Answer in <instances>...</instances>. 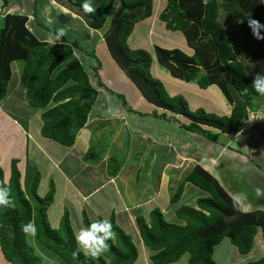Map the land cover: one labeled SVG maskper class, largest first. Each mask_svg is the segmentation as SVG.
Here are the masks:
<instances>
[{
  "label": "trees",
  "instance_id": "1",
  "mask_svg": "<svg viewBox=\"0 0 264 264\" xmlns=\"http://www.w3.org/2000/svg\"><path fill=\"white\" fill-rule=\"evenodd\" d=\"M0 1V9L10 3L9 0ZM56 2L68 7L88 27L102 30L106 49L122 73L147 101L170 113L158 115L154 112L157 117L177 121L175 116H183L189 122L181 123L182 129L216 145L221 136L246 129L250 112L259 107L257 102L260 103L262 96L252 87V80L257 73L264 74V40L252 36L247 17L252 15L264 23V0H166L165 8L158 14L166 29L181 31L193 50V54L188 55L176 48L155 45L159 64L168 69L172 77L186 83L195 82L199 88L215 84L231 105L229 115H217L202 107L192 109L181 94L170 96L150 72L152 57L149 51L128 45L134 24L151 15L153 0H91L97 9L94 13L83 10L84 0ZM0 18V101L7 94L10 65L21 61L19 81L25 88L27 103L42 110L41 136L64 146L72 145L98 95L85 65L67 41L50 44L36 36L27 26V14L5 13ZM92 52L97 63L90 67L93 77L98 87L106 89L97 72L100 59ZM229 88L234 90L236 97ZM118 96L126 103L122 95ZM17 161L11 160L7 182H4L0 166V186L10 189L14 201L12 207L0 208V252L8 263L42 264L24 241V226L29 222L35 224L39 244L63 264L135 262L138 253L133 238L116 223L113 214L108 219L116 238L108 241V250L98 257L78 248L67 210L58 227L53 228L47 219V209L54 198L55 186L51 183L47 194L39 197L40 175L31 170L29 183L22 188ZM108 169L111 176L117 173L119 167L115 160L109 161ZM186 182L200 188L205 195L198 197L193 206L182 205L175 209L181 225L168 223L157 207L149 211L148 222L144 215L136 216L143 244L151 250V264H171L184 253L188 254L187 264H216L212 258L215 245L228 239L238 253L246 254L259 230L264 242V209L241 210L217 178L200 164L194 165L176 187L170 203L177 202ZM82 219L85 227L94 222L85 210ZM248 264H264V255Z\"/></svg>",
  "mask_w": 264,
  "mask_h": 264
},
{
  "label": "rangeland",
  "instance_id": "2",
  "mask_svg": "<svg viewBox=\"0 0 264 264\" xmlns=\"http://www.w3.org/2000/svg\"><path fill=\"white\" fill-rule=\"evenodd\" d=\"M46 1L47 0H9L10 2L9 4L16 5L17 8L21 9L24 13L27 14V16H29V21L27 25L33 26L30 29L33 30V33L39 38L43 39L44 41L50 44L63 43L65 41L71 44L75 56L78 59H80V61H82V63L85 65V69L90 76L91 83L98 90L96 101L88 115V119L91 117L92 114L101 115V113L103 112V108L104 110L109 109L110 114H115L119 111H123V108L124 109L128 108V102L126 101V103L123 105L122 98L118 96L120 94L124 97L125 94L116 91H112V92L106 91L103 86L100 87L99 89L97 85V81L95 77H93V70H91L90 67L97 66V63L92 56L93 53L92 50L94 51L95 55L100 59L101 62V66H98V70L99 69L101 70V67H103L102 66L103 60L101 56L102 55L105 56L106 55L105 52L107 53L104 45L105 43L101 41L102 33H103L102 30L100 29L95 31L93 29H90L78 17L73 19V17L69 16L68 14L59 15L58 11L56 13L53 12L55 8L59 10L58 6L53 3L55 8L45 7ZM56 1L57 0H55V2ZM165 1L166 0H153L154 8L156 10L161 9L162 5L163 6L165 5ZM1 5L2 3H0V6ZM42 6H44V11L39 13L40 7ZM4 11H6V7L0 9V15L5 14ZM33 18L35 19V22ZM35 23L38 24L39 26H36ZM107 23L108 22L106 21L104 28L107 26ZM0 25H1V18H0ZM57 26H63L67 29L66 36L62 37L59 42L54 41L52 39V34L54 33V29ZM97 42L99 43V47H97L96 45ZM180 50L187 53L188 55L193 54V50L187 46L184 49H180ZM21 65H22L21 61H15L10 65L12 69V76L10 77V80L7 84V91L9 93L11 92L12 89L11 87H13L12 85H14L16 80L18 81V78L20 77ZM98 70L97 72L99 76H101ZM101 77L100 80L102 81ZM193 84L196 83L185 82V89H186L185 91H183V89L178 90L177 88L170 89L169 91H171L170 92L171 94H182L183 97L189 101L191 107H196L199 103L200 104L204 103L206 97L205 95L209 92L202 90L194 91V88L196 86H193ZM215 89H217V87H215ZM217 90H219L220 92L219 88ZM229 91L231 94H233L236 97V93L234 92V90H231L229 88ZM17 92L20 94V96L24 95L21 89L17 90ZM220 93L221 96L225 98L222 92ZM105 98L108 99L107 102L108 105L105 104ZM125 98L126 97H124V99ZM4 99H5L4 104L8 105L9 107L14 108L17 105L15 103L16 101L11 100L10 98L7 100L6 98ZM20 100L22 101L18 102L19 104L18 108L17 109L14 108L15 109L14 114L20 119L19 120L20 123L24 122V125L26 122L24 120H27L28 118L30 120V123H27L26 126H29L33 138L36 140H40L41 139L40 135L39 133L36 132L38 128L37 124L42 122L41 119L42 110L39 109V113H40L39 114L37 113L35 108L32 109L33 107H30V105H28L27 101H24L23 97ZM254 101L257 102V100ZM259 101L260 103L257 102L259 104V107L251 111L249 114V123L246 129L241 130L239 133L234 135L221 136L219 138L220 142L216 145H214L210 141H207L206 139H203L200 135L182 129L181 123L189 122L185 117L177 118L178 123H174L173 121L167 120L162 117H156L155 115H153L154 112L156 113L160 112L162 114L163 112L160 109L159 112L158 110L154 109L152 114L149 115L143 112L140 113L135 111L136 112L135 115L133 114V116L130 117V120H128L129 125L127 126V133H124L123 130L126 127L122 128V130H119L118 132L120 139L114 140V143H112L113 145H115V143L119 144L118 151L124 153H129L126 151L127 149L136 152L140 151L146 145L147 140L143 138L145 136L147 138L154 139V142L156 143L155 145H159V146L162 144L164 138L166 137L168 140H170L173 143V146L171 144H165L166 148H163L162 155L163 157L167 156V159L169 160L168 161L169 164L164 165L162 170L160 169L164 163L163 160L162 163L159 164V158H158L154 164L152 163V161H149L148 157L146 159H143L146 156V153L143 154L138 153V155L135 154L136 159L139 158L141 159V161L145 160L146 162L144 161L142 163L143 166L142 169L139 168L138 170V168L137 169L134 168L135 166H133L132 169H130L129 171L130 173L126 176L127 179L129 180L128 182L131 184H134L135 182L140 184L141 182L138 181H143L144 179L147 180L150 178V183H149L150 185L148 188L149 189H151L152 187L155 188L156 185L155 183L157 182V176L161 171L159 176L162 177L159 180V184H158L159 187L157 186L159 188V191L161 192L160 194L157 195V197L160 198L161 204H164V199L165 198L168 199L170 196L169 194L172 195L176 187L181 184L183 176L187 172L189 167H193L196 164H200L201 166L205 164V166L203 167L207 169L210 173H212L213 176L217 177L219 182L224 186L223 188L229 193L230 196L235 197L237 193L246 194V199L240 202L236 201L240 209L241 208L246 210H251L255 208L264 209V162L260 163V160L264 161V96H262L261 100L259 99ZM208 102L209 101H207V103ZM209 103H212L211 105H213V103L215 102H209ZM209 112H214V110H211ZM214 114L220 115L216 112H214ZM102 115H107V114H102ZM31 116L33 117L30 118ZM116 122L117 121H111V123L114 124H116ZM119 125L115 126L114 130L118 128ZM251 129L252 130L254 129V131H249ZM143 131L144 133L142 134ZM49 142L52 143V141ZM106 146H107L106 138L103 137L100 140V143L99 144L96 143L91 150H94L97 153L104 152ZM158 152H159L158 150H153L149 154V156L152 155L156 156V153ZM245 153L252 156V161L254 163L259 164L260 168L258 170L251 172V170L247 169L251 163L249 162L248 158L244 155ZM261 156L263 159L261 158ZM174 157L178 159V163L171 162L172 161L171 159L175 160ZM14 158L18 160L17 166L19 167V163H21L22 160L20 161V159L13 156V152H10V154L3 157V160L2 159L0 160L1 161L0 164L3 165L4 168L6 169V177L4 173V180H7L9 178L10 169H11L10 167L11 160ZM30 159L32 161H29L30 164L29 169H26L25 176H22V178L24 177L25 180L21 179L22 181L20 180L21 181L20 185L22 188L25 189L27 187V184L29 183L28 181L30 179V172L31 173L33 172L31 170H34V172L37 171L38 174L40 175L39 184L42 182L41 185L38 184L37 193L39 197H44L49 191L50 184L51 183L53 185L55 184L54 177L52 175V172L48 171L46 168L44 169V163L42 161L38 162L39 164L38 167L37 164L35 165V162L33 161V157H30ZM128 160L131 159L128 157L126 158V161ZM141 161L138 160L137 162L138 167L140 166ZM150 164L151 167L148 166ZM20 168L22 169V167ZM177 169L180 170L179 174L176 171ZM165 172L166 174H163ZM241 174L243 175V177L241 176ZM91 183H92V178L88 179V182L81 180L79 184L85 187V184L86 186H89ZM160 183H162L163 185H160ZM140 185H144V184L141 183ZM119 189L120 191L123 190V188L121 187H119ZM136 189H138L137 185H136ZM103 192L104 190L96 193V195H93L92 199H88L87 205L84 204V206L87 207H84L83 210H85L86 213H88L89 218L94 221L99 220L98 219L99 217L109 218L112 214L114 215L115 220L117 221V211H116L117 206L115 204H113V207L111 209L104 208L102 210L96 205V202H98V205L103 203L102 197L105 196ZM166 192H167V197L165 195ZM203 194L204 192L200 188H197L195 185H193L190 182H186L182 187V192L177 202L170 203L167 200V203H165L166 205H164L163 209H164V218L166 219V221L171 224L181 225L182 221L176 217L174 213L175 209L182 205L190 206L194 204L193 200L196 197L201 196ZM161 195H163L162 198ZM65 206L66 208H63V211L67 210L69 212L70 223L72 225L75 235L77 236L81 228H86L82 224L83 219H82L81 211L80 213H78L75 202L68 203L67 205L65 202ZM96 214H97V219H96ZM47 219L52 227H53L52 224H54L55 227L53 228H57V225L60 223L61 220L60 218H56L55 213L54 215L47 214ZM127 233L131 234L134 241V245L136 246L138 252V258L134 262V264H141L140 262H142L143 259L144 262L146 260V264H148L147 255L149 254V249L145 245L144 247L140 248L141 245L137 243L135 234L134 233L132 234L131 232H127ZM259 235L260 233L254 236V244L253 246H251V249L246 254V256L238 255L237 251H235L236 253L233 252L232 250L234 248V245L228 239H223L221 243L214 246L212 253L213 260L215 261L216 264H243V262L242 263L240 262V260L242 259L251 261L261 257L264 254V249L263 247H261L260 243L256 240L257 239L256 236ZM258 238L261 239V235ZM24 241L26 246L31 248L34 251V253L41 259L42 264H63V262L55 254H53L51 251H49L48 249H46L45 247L39 244V242L36 240V236H32L29 233H25ZM77 246L83 253L85 254L88 253V251L86 249L81 248L78 245V243ZM228 249L229 250L231 249V251L227 252ZM143 253L146 255L145 257H142ZM187 257L188 254L184 253L181 255L178 261L172 264H185ZM0 264H10L4 259L1 252H0Z\"/></svg>",
  "mask_w": 264,
  "mask_h": 264
},
{
  "label": "crops",
  "instance_id": "3",
  "mask_svg": "<svg viewBox=\"0 0 264 264\" xmlns=\"http://www.w3.org/2000/svg\"><path fill=\"white\" fill-rule=\"evenodd\" d=\"M0 3L2 2L0 1ZM53 3L58 6L59 10L55 8ZM165 6H166V1H165V5L164 6L162 5L161 9L159 10H156L153 5V11L151 12V15L134 24L133 30L131 34L129 35L127 42L131 48H143L149 51L152 57V64H151V69H150L151 74L154 77H156L158 80H160L164 88L166 89L167 93L170 96H173L176 94H171L170 93L171 91L169 90L173 88H177L178 90L183 89V91H185L186 90L185 82L172 77L168 69H166L165 67L159 64L155 51H154V46L159 45V47H162L165 49H175L176 48L179 50L184 49L186 46L187 47L189 46L187 44L184 34L181 31H178V30L172 31V30L166 29L164 22H161L160 19L158 18L159 12L163 11ZM5 7H6V11H4V13L26 14L21 9L17 8L16 5L9 4L8 6H5ZM45 7L55 8L53 12L56 13L58 11L59 15L68 14L69 16L73 17V19L78 17L79 19L82 20V22H84L82 18L74 14L68 7L58 4L57 2H55V0H47ZM42 11H44V6L40 7L39 13H41ZM28 21H29V16H28ZM34 22H35V19H34ZM36 26L38 25L36 24ZM28 27L30 29L33 26H28ZM101 41L103 40L101 39ZM96 45L97 47H99L98 42ZM105 54H106L105 56L103 55L101 56L103 60V65H102L103 67H101V70L100 69L98 70L102 76V77L99 76V78L100 77L102 78L101 82L105 86L106 91H111V92L116 91V92L125 94L124 97H126L125 101L128 102V108L126 109L123 108V111H119L117 113L114 112L115 114H110L109 109L104 110L103 108V112L101 113V115L92 114L89 119L87 118L88 120L86 121L85 125H83L78 130V132L76 133L74 142L70 146H64L52 139L42 137L40 134L42 122L37 124L38 128L36 132V133H39L41 139L36 140L31 135V130L29 129V126H26L27 123H30V120L28 118L27 120H24L26 121L24 125V122L20 123L19 121L20 119L14 114L15 112L14 108L17 109L19 105L18 102L22 101L20 99L23 97L24 101H27L26 96H25V88L21 86L20 81H19L20 77H19L18 81L16 80L15 84L12 85L13 87H11L12 88L11 92L9 93L7 91V94L5 96L6 100L10 98L11 100L16 101L15 103L17 105L14 108H12L4 104L5 99H2L0 101V160L1 159L3 160V157L10 154V152H13V156L20 159V161L22 160L21 163H19V167L17 166L21 173L22 180H25L24 177L22 178V176H25V171L26 169H29V166H30L29 161H32L30 157H33V161L35 162V165L36 164L38 165V167H39V164H38L39 161H42L44 163V169L46 168L48 171L52 172V175L55 180L54 181L55 182L54 184L55 194H54V198L50 206L47 209V214L54 215L55 213L56 218L61 219L65 211V210L63 211V208H66L65 202H66V205L68 203L75 202L78 213H80L81 211V215H82V211L84 207H87V206H84V204L87 205V200L92 199L93 195H96V193L104 190L103 193L105 194V196L102 197L103 203L98 205V202H96V205L102 210L104 208L111 209L113 207V204H115L117 206L116 223L122 229L126 230L127 232H131L132 234L134 233L137 243L140 244L141 245L140 248H142L144 247V244H143V240L140 236V232L136 224V216L144 214L146 215L144 217L148 222L150 221L149 211L151 210V208L153 209L155 207L159 208L164 214V209H163L164 205H166L165 203H167V200L168 202H170L171 194H169L170 196L168 199L166 198L164 199V204H161L160 198L157 197V195L160 194L161 192L159 191V188H158L159 180L162 177V176L161 177L159 176L161 171L159 172V175L157 176V182L155 183L156 184L155 188L152 187L151 189L148 188L150 185L149 177H148L149 179L147 180L144 179L143 181H138L144 184L145 185L144 186V185H140L141 183L140 184L136 182L134 184L129 183L128 182L129 180L127 179L126 176L130 173L129 171L130 169H132L133 166H135L134 168L136 169L138 168V170L139 168L142 169L143 167L142 163L145 160L141 161V159L139 158L136 159L135 154L138 155V153L140 154L146 153V156L143 159H146L148 157L149 161H152V163L154 164L158 158H159V164H161L163 160L164 163L160 169L162 170L164 165L169 164L168 163L169 160L167 159V156L163 157L162 155L163 148H166L165 144H171L173 146V143L165 137L164 141L159 146V145H155L156 143L154 142V139H150L145 136L143 137L147 140L145 147L138 152L130 151L129 149H127L126 151L129 153L118 151L119 144L115 143V145H113L112 143H114V140L120 139L118 135L119 130H122V128L126 127L123 130H124V133H127V126L129 125L128 120H130V117H132L133 114L135 115L136 113L135 111L140 112V113L143 112L148 115L152 114L154 109L158 110V112H159V109L162 112H167V111L161 108H158L156 107V105L147 101L141 95V93L135 87V85L122 73V71L116 65V63L114 62V60L112 59L108 51L107 53L105 52ZM11 76H12V69H11ZM188 83H193V82H188ZM193 86H196L194 88V91L202 90V91H208L209 93L205 95L206 97H205L204 103H201V104L199 103L196 107H191V104L189 103L190 104L189 106L192 109L202 107L208 112L211 110H214V112L220 115L230 114L231 105L227 102L225 98L221 96V93H220L221 91L219 92V90H217L218 88L215 89V87H217L215 86V84L209 85L205 89L199 88L197 84H193ZM98 88L100 89V87ZM20 89L24 95L20 96V94L17 92V90H20ZM206 100L209 102H215V103L211 105L212 103H209V102L207 103ZM107 102H108V99L105 98L106 105H108ZM122 103L123 105L125 104L123 101ZM32 109H34V107ZM131 109L133 110V112L131 111ZM35 110L37 111V113H39V108H35ZM102 114H107V115H102ZM157 114L160 115L161 113L159 112ZM32 117L33 116H31L30 118ZM177 118H182V117L178 116ZM111 121H117V122L116 124H114V123H111ZM173 122L178 123L175 120H173ZM117 125H119V127L114 130V127ZM249 131H254V129L253 130L251 129ZM143 133L144 131L142 132V134ZM103 137L106 138V145H107L104 152L97 153L96 151L91 150L93 146H95L96 143L97 144L100 143V140ZM49 141H52V143H50ZM153 150H158L159 152L156 153V156L154 155L149 156V154ZM244 155L248 158L249 162L251 163L247 169L251 170V172H254L260 168L258 163H254L252 161L251 155L246 154V153ZM91 157H94V158L92 159ZM128 157L131 160L126 161V158ZM112 159L116 161V164L119 167L117 173L114 176H111L108 174V164H109V161ZM138 160L141 161L139 167L137 164ZM171 160H172L171 162L173 163H178V159L176 158L175 160L173 159ZM261 162H264V161L260 160V163ZM1 166L4 169V173L6 177V169L4 168L3 165ZM148 166L151 167V164ZM203 166H205V164ZM20 167H22V169ZM191 169L192 167L188 168L187 172L183 176L182 181L184 180V178L187 176V174L189 173ZM176 171L179 174L180 170L177 169ZM163 174H166V172ZM241 176L243 177L242 174ZM9 177H10V174H9ZM91 178H92V183L89 186H86L85 184V187H83L81 186V184H79L81 180L88 182V179H91ZM7 180H4V182H7ZM41 184L42 182L39 185ZM146 184H147V187H146ZM136 185L138 189H136ZM160 185H163V184L160 183ZM119 187L123 188V190L120 191ZM150 191H153L154 193ZM165 195L167 197V192L165 193ZM204 195L205 193L201 196H204ZM162 196L163 195H161V198ZM198 197H196L193 200L194 203ZM190 206H193V204ZM242 210L248 211L246 209H242ZM145 212H147L148 214ZM96 219H97V214H96ZM82 224H83V220H82ZM52 225L53 227H55L54 224ZM258 233H260L261 239L258 238L260 236L259 235V236H256L257 237L256 240L260 243L261 247H263L264 249V242L262 241L263 238H262L261 231L259 230L257 234ZM230 251L231 249L227 250V252H230ZM232 251L233 252L237 251L236 247H234ZM246 254L242 255L238 253V255H242V256H246ZM150 255H151V250L149 249V254L147 255L148 264H151ZM145 256L146 255L143 253L142 257H145ZM249 261L250 260H246V259L240 260V262L241 263L243 262V264H248L247 262ZM140 263L146 264V260L144 262V259H143L142 262ZM185 264H187V259L185 261Z\"/></svg>",
  "mask_w": 264,
  "mask_h": 264
},
{
  "label": "clouds",
  "instance_id": "4",
  "mask_svg": "<svg viewBox=\"0 0 264 264\" xmlns=\"http://www.w3.org/2000/svg\"><path fill=\"white\" fill-rule=\"evenodd\" d=\"M82 8L86 13H94L97 10L91 0H84ZM247 25L251 30L252 36L256 40H264V23H262L258 19L253 18L252 15H250L247 17ZM94 30L96 31V29ZM66 34L67 29L65 27L57 26L54 29V33L52 34V39L59 42L62 37L66 36ZM252 87L258 94L264 96V74L257 73L253 77ZM178 116L180 115H177L175 117L177 118ZM232 198L237 202H240L246 199V194L237 193L235 197ZM13 204L14 201L11 197L10 189L6 185L0 186V208L12 207ZM24 231L31 234L32 236H35V224L29 222L24 226ZM115 238L116 233L113 231V225L111 221L108 218H103L90 223V225L86 228H81L78 235L76 236V241L78 245L81 248L86 249L92 257H98L102 252L108 250V241Z\"/></svg>",
  "mask_w": 264,
  "mask_h": 264
}]
</instances>
